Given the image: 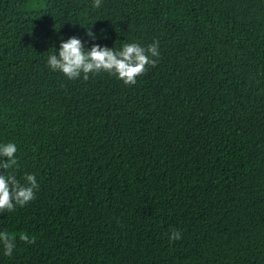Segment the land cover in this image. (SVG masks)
<instances>
[{"label": "trees", "instance_id": "obj_1", "mask_svg": "<svg viewBox=\"0 0 264 264\" xmlns=\"http://www.w3.org/2000/svg\"><path fill=\"white\" fill-rule=\"evenodd\" d=\"M0 264H264V0H0Z\"/></svg>", "mask_w": 264, "mask_h": 264}]
</instances>
